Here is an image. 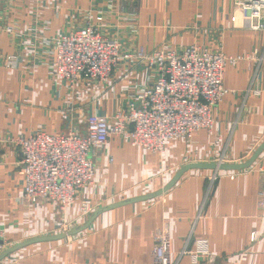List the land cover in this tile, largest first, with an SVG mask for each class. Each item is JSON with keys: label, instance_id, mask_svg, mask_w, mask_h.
<instances>
[{"label": "crops", "instance_id": "0c3cea01", "mask_svg": "<svg viewBox=\"0 0 264 264\" xmlns=\"http://www.w3.org/2000/svg\"><path fill=\"white\" fill-rule=\"evenodd\" d=\"M106 1L0 0V21L12 23L18 33L13 38L0 31V59L15 56L14 67L0 65V254L6 252L0 263L152 264L151 235L163 228L171 263L192 264L189 254L179 252L192 250L195 238H206L214 259L209 263L200 257L198 264H264V210L257 205L264 180L256 168L264 161V147L259 151L264 143V31L244 26L235 0H114L110 6ZM85 15L93 22L100 16L106 33L131 48L180 51L198 44L225 56L254 55L225 65L227 92L212 110L211 129L190 139H169L159 152L110 135L89 151L90 182L59 210L21 198L17 147L7 138L36 131L82 132L89 113L112 116L152 74L131 59L120 61L101 82L68 83L47 73L38 49L19 44L20 37L33 43L35 34L51 37L77 27ZM123 15L131 18L122 20ZM171 180L165 191L151 196ZM84 199L93 208L82 216ZM67 224L76 232L55 237Z\"/></svg>", "mask_w": 264, "mask_h": 264}, {"label": "built area", "instance_id": "2783aa9c", "mask_svg": "<svg viewBox=\"0 0 264 264\" xmlns=\"http://www.w3.org/2000/svg\"><path fill=\"white\" fill-rule=\"evenodd\" d=\"M112 1H106L108 6ZM234 4L242 12L245 27L264 31V0H235ZM128 17L123 15L122 20ZM84 18L81 25L55 36L35 34L33 43L20 37L19 44L38 49L47 73L68 83L75 80L101 82L120 61L131 59L144 63L152 74L146 77L145 84L131 90L125 107L112 116L89 113L82 132L69 130L49 134L36 131L26 137L7 138L17 147V163L22 172L21 198L28 203L48 202L59 210L71 204L76 192L90 182L93 164L89 151L105 144L110 135L118 134L130 145L148 152H159L169 139H190L194 132L211 129L212 110L227 92L222 83L225 65L254 55L253 52L248 56H225L220 50L198 44H190L180 51L131 48L106 33L100 16L95 22L86 15ZM47 25L48 22H43L41 28ZM128 28L130 32L135 30L132 26ZM0 31L18 37L12 23L0 21ZM0 65L6 69L14 67L15 56L2 55ZM256 168L264 180V161ZM257 205L264 210V184L257 193ZM92 208L87 199L79 203L82 216L89 214ZM60 227V232L65 233L70 224ZM151 237L152 264H174L169 262L165 230L156 228ZM255 239L256 235L250 234V241ZM193 244L192 250L184 247L179 254H189L192 264H198L200 257L213 262L214 255L206 238H195ZM2 247L0 231V252Z\"/></svg>", "mask_w": 264, "mask_h": 264}, {"label": "water", "instance_id": "95a60500", "mask_svg": "<svg viewBox=\"0 0 264 264\" xmlns=\"http://www.w3.org/2000/svg\"><path fill=\"white\" fill-rule=\"evenodd\" d=\"M264 147V143L262 144V146L259 148V151ZM173 180H171V182H169L168 185L164 186L163 188H161L160 190H157L154 194H152L151 196H155V195H158L160 194L161 192L165 191L171 184H172ZM144 197H147V196H144ZM117 204H111L110 206H115ZM109 206V207H110ZM76 232L75 229H70L68 231H66L65 233H61L59 234L58 236H55V237H63V236H69V235H72ZM6 252H4L3 254H0V258L5 254Z\"/></svg>", "mask_w": 264, "mask_h": 264}]
</instances>
